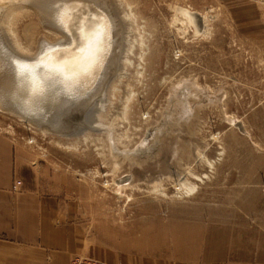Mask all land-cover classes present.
Here are the masks:
<instances>
[{"label": "rangeland", "instance_id": "1", "mask_svg": "<svg viewBox=\"0 0 264 264\" xmlns=\"http://www.w3.org/2000/svg\"><path fill=\"white\" fill-rule=\"evenodd\" d=\"M41 2L56 1L0 0L11 51L35 57L67 40ZM108 2L121 28L117 63L85 124L45 132L0 105V132L67 185L86 218L130 225L150 243L236 209L264 222V0H244L242 14L216 0ZM4 72L0 57V86Z\"/></svg>", "mask_w": 264, "mask_h": 264}, {"label": "crops", "instance_id": "2", "mask_svg": "<svg viewBox=\"0 0 264 264\" xmlns=\"http://www.w3.org/2000/svg\"><path fill=\"white\" fill-rule=\"evenodd\" d=\"M216 1L244 10V0ZM22 151L0 132V264H66L76 255L105 264H264V222L255 209L216 222L206 216L170 244L150 243L130 225L86 218L68 186L28 165Z\"/></svg>", "mask_w": 264, "mask_h": 264}, {"label": "bare ground", "instance_id": "3", "mask_svg": "<svg viewBox=\"0 0 264 264\" xmlns=\"http://www.w3.org/2000/svg\"><path fill=\"white\" fill-rule=\"evenodd\" d=\"M55 1L52 6L60 3ZM44 4L39 7L42 14ZM51 7L43 14L44 22L66 35V41L45 45L35 57H25L8 49L0 35L2 68L5 66L0 105L14 109L42 131L62 135L84 125L86 108L103 94L112 71L107 73V69L117 63L121 28L108 0H63L54 15L49 14ZM187 12L200 29L199 14ZM47 16L52 18L46 20Z\"/></svg>", "mask_w": 264, "mask_h": 264}, {"label": "built area", "instance_id": "4", "mask_svg": "<svg viewBox=\"0 0 264 264\" xmlns=\"http://www.w3.org/2000/svg\"><path fill=\"white\" fill-rule=\"evenodd\" d=\"M19 184H20V181H17L14 186V189H16V186ZM66 264H105V263L102 260H98V259L86 256V255H76Z\"/></svg>", "mask_w": 264, "mask_h": 264}]
</instances>
